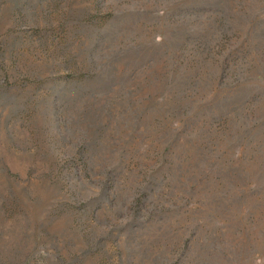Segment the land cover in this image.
<instances>
[{
  "label": "rangeland",
  "instance_id": "1",
  "mask_svg": "<svg viewBox=\"0 0 264 264\" xmlns=\"http://www.w3.org/2000/svg\"><path fill=\"white\" fill-rule=\"evenodd\" d=\"M0 264H264V0H0Z\"/></svg>",
  "mask_w": 264,
  "mask_h": 264
}]
</instances>
